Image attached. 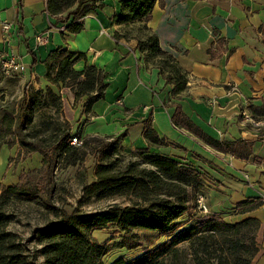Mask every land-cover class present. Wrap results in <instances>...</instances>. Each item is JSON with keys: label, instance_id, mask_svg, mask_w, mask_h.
<instances>
[{"label": "crops", "instance_id": "crops-1", "mask_svg": "<svg viewBox=\"0 0 264 264\" xmlns=\"http://www.w3.org/2000/svg\"><path fill=\"white\" fill-rule=\"evenodd\" d=\"M120 1L102 0V7L83 19L82 31L70 34L46 12V0H0V22L13 24L7 40L0 28V51L4 56L18 55L26 68L25 78L41 87L50 86L43 62L51 51L82 54L75 70L96 67L104 74L106 87L90 112L82 108L83 99L68 120L85 121L87 137L124 134L120 144L124 152L148 149L150 154L195 169L201 181L196 195L205 197L208 216L230 224L247 218L259 221L258 252L252 264H264V118L251 116L263 121L259 129L242 118V112L251 115V107L264 105V0H163L162 5L155 4L147 27L187 75L186 89L177 95L137 50L136 39L114 38L126 30L112 24ZM38 35L45 36L41 45L35 41ZM175 119L190 121L217 141L252 142V156L241 160L218 152L190 130L176 127ZM147 126L165 145L147 144ZM256 201L262 204L254 211L238 208Z\"/></svg>", "mask_w": 264, "mask_h": 264}, {"label": "trees", "instance_id": "trees-1", "mask_svg": "<svg viewBox=\"0 0 264 264\" xmlns=\"http://www.w3.org/2000/svg\"><path fill=\"white\" fill-rule=\"evenodd\" d=\"M157 2L162 5L163 0L120 1V12L112 18V24L123 25L126 30L121 34L115 33L114 38L136 39L137 50L146 61L152 62L166 84L173 85V94L177 95L185 91L187 75L175 58L160 48L158 37L147 27ZM99 7H102V0H46V12L55 17L63 30L70 34L81 32L85 16ZM135 23L138 24L132 25L133 29L129 31L127 27ZM208 52L211 53V50ZM82 57V54L67 50L51 51L43 62L45 79L56 86L70 85L74 88V100L86 97L84 109L90 112L93 104L103 98L106 85L104 74L94 66L75 70L74 64ZM32 65H35V59ZM32 104L24 88L15 107H0V149L3 146L10 147L8 139L13 138L28 153L40 155V177L43 183L42 189L37 184H28L26 177L32 173H27L17 184L0 187V264H39L36 254L43 258V264H104L103 258L113 248L130 251L140 247L139 236L135 233L138 230L160 235L179 231L152 252L131 261L119 258L109 264H169L162 257L165 254H170L172 258L178 257L180 250L175 246L187 240L191 242L189 250L194 264H252L258 252L255 234L260 223L257 219L247 218L230 224L216 217L194 215L191 220L195 223L186 229L180 230L181 227L177 226L191 208L190 203L197 200L196 191L201 181L195 169L150 154L148 149L131 154L128 162L120 167L117 166L119 159L107 162L106 159L113 155L119 156L118 149L124 134L115 138L86 137L81 146L76 147L69 143L73 136L70 137L69 129L59 122L48 123L43 129L28 132ZM250 112L253 118H264V105L260 108L251 107ZM174 125L190 130L205 144L223 154L241 160H249L252 156V142L211 139L190 121L175 119ZM50 130L49 140L40 138ZM144 138L151 147L165 145L150 126L146 127ZM88 145L94 146L106 162L96 166L95 180L84 187L82 198L122 197L127 204H112L105 210L89 214L77 210L70 214L60 212L56 214V221L35 230L34 239L40 249L33 255L27 254L18 237L7 229L12 220L7 208L13 202H32L41 197L43 190L44 206L49 209L51 192L48 186L53 182L59 161L74 165L83 159L81 150ZM261 204L260 201L245 202L239 204L238 208L246 207L248 211H254ZM109 228L121 234L119 242L109 245L94 238L95 231Z\"/></svg>", "mask_w": 264, "mask_h": 264}, {"label": "rangeland", "instance_id": "rangeland-1", "mask_svg": "<svg viewBox=\"0 0 264 264\" xmlns=\"http://www.w3.org/2000/svg\"><path fill=\"white\" fill-rule=\"evenodd\" d=\"M2 56L4 55L0 51V57ZM34 80L37 81L36 78ZM50 86L41 87L34 81H28L23 74L5 76L0 72V107L4 105L15 107L23 95V89L26 88L33 103L29 114L28 132L38 128L43 129L44 125L48 123L59 122L65 125V129H69L70 137L73 134L80 133L83 141L87 137L83 134L85 121H69L68 119L70 114H73V111L76 110V105H81L83 99L86 101V97L74 100V88L70 85L68 87L57 86L58 89H52ZM50 132L51 130L42 134L43 136L41 135L40 138L49 140ZM8 143H10V147L3 146L0 149V187L15 185L21 177L26 176L27 173H32L26 177L28 178V184H37L42 189L43 183L40 177L41 156L28 153L13 138H9ZM81 151L84 153L83 159L74 165H65L61 160L59 161L54 172L53 182L48 186V190L51 192L48 199L49 209L44 206L45 193L43 190H41L42 198L40 197L32 202H13L7 208V213L12 216L7 229L18 237L27 254L33 255L40 249L34 239L35 230L49 222L56 221V214L60 212L70 214L75 210L89 214L105 210L112 204H127L125 198L122 197L84 199L82 198L83 189L95 180V169L98 164L106 162V160L112 162L119 159L117 166L120 167L128 162L131 154L137 152H124L119 148V156L113 155L112 158L103 160V156L92 145L82 148ZM190 207L188 213L179 220L180 224L177 226L181 227L180 230L186 229L195 223L194 220H191V216L195 215L196 201H192ZM178 231L165 235L144 230L135 231L139 236L140 247L130 251L113 248L103 258V263L109 264L119 258L131 261L145 253L154 251L161 244L172 239ZM93 236L98 242H106L109 245L117 243L121 239V234L114 228L95 231ZM190 244L189 240L182 241L175 246L180 250L178 257L172 258L170 254H165L162 258L169 264H194L193 258L190 256ZM36 256L37 262L43 264V258L37 254Z\"/></svg>", "mask_w": 264, "mask_h": 264}, {"label": "built area", "instance_id": "built-area-1", "mask_svg": "<svg viewBox=\"0 0 264 264\" xmlns=\"http://www.w3.org/2000/svg\"><path fill=\"white\" fill-rule=\"evenodd\" d=\"M13 24L11 22H0L1 32L4 40H7L8 32ZM63 30V28H62ZM45 36L38 35L35 38L36 44L41 45L44 42ZM25 65L21 58L13 53L0 57V72L5 76L12 74H23L25 72ZM242 118L248 120V122L256 129L263 126V121L255 120L247 112H242ZM72 146H80L82 144L81 134L76 133L70 138L69 142ZM209 215V208L206 199L202 195L197 196L195 217H206Z\"/></svg>", "mask_w": 264, "mask_h": 264}]
</instances>
